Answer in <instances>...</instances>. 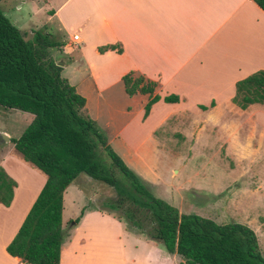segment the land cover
<instances>
[{
  "label": "crops",
  "instance_id": "1",
  "mask_svg": "<svg viewBox=\"0 0 264 264\" xmlns=\"http://www.w3.org/2000/svg\"><path fill=\"white\" fill-rule=\"evenodd\" d=\"M26 1H39L40 6L26 20L24 33L21 27H14L28 37L41 27L42 33L62 42L58 49L61 56L72 52L71 57H64L60 63V76L62 68L70 69L69 76L64 79L84 98V113L95 125L97 116L90 112V100L97 104L96 99L103 101V94L108 93L104 101L108 103L112 90L116 89L127 103L121 112L130 114V107L138 102L136 115L141 122L150 117L159 102L168 104L165 113L149 130L151 137L172 110L204 106L208 113L217 112V123L224 131L239 132L246 128L256 133L264 146V106L252 104L240 110L231 102L236 82L254 72L264 71V12L251 0H23ZM17 24L23 25L22 22ZM108 45L114 50L98 52V48ZM117 49H120L119 53ZM79 71L83 73L85 86L76 80L75 74ZM129 72L155 83L150 97L158 96L159 100L151 105L146 117H143V108L150 97L141 94L127 96L124 92L121 77ZM170 95L176 96L178 102L162 101L163 97ZM228 110L232 114L227 113ZM3 111L4 117L21 113ZM127 129L126 123L111 137H105L112 150L120 139L118 143L122 147L116 152L129 168L133 155L143 149V142H129L125 135ZM1 133L8 141L15 139L5 128ZM239 142L243 144L242 139ZM153 143L156 147L155 141ZM0 164L16 184L9 206L0 205V264H21L6 253L5 247L14 237L45 177L18 158L8 157L6 152L1 155ZM11 168L18 169L17 176L25 177L24 184L12 177ZM78 178L69 186L76 184ZM62 212L63 207V228ZM100 224H105L104 228L111 235L114 230V241L112 237L107 240L99 235L97 226ZM122 236L138 241L142 238L127 231L125 224L112 215L95 209L86 210L66 241L62 242L59 264H111L113 242L118 259L123 260ZM145 243L155 245L149 240ZM159 253L165 263L183 264L176 255Z\"/></svg>",
  "mask_w": 264,
  "mask_h": 264
},
{
  "label": "trees",
  "instance_id": "2",
  "mask_svg": "<svg viewBox=\"0 0 264 264\" xmlns=\"http://www.w3.org/2000/svg\"><path fill=\"white\" fill-rule=\"evenodd\" d=\"M264 12V0H251ZM62 42L39 31L31 40L0 11V109L28 114L30 120L9 142L23 162L45 177L43 186L24 216L6 253L21 264H59L64 239L62 195L79 176L108 187L113 195L102 203L127 231L144 236L176 255L183 264H264L254 232L240 223L216 224L195 214H183L148 187L110 148L107 138L84 113L85 100L60 76L49 50ZM114 50L98 48L99 53ZM118 53L120 49L116 50ZM127 96L152 95L155 83L129 72L121 77ZM158 96L143 108V117ZM177 103L176 96L162 98ZM240 110L264 106V71L235 83L231 99ZM211 106V105H210ZM202 111L204 106H198ZM15 182L0 167V205L8 207ZM81 215L74 223L79 221Z\"/></svg>",
  "mask_w": 264,
  "mask_h": 264
},
{
  "label": "rangeland",
  "instance_id": "3",
  "mask_svg": "<svg viewBox=\"0 0 264 264\" xmlns=\"http://www.w3.org/2000/svg\"><path fill=\"white\" fill-rule=\"evenodd\" d=\"M22 3V7L16 8ZM37 6H40L39 1H0L1 13L13 26L21 27L23 33L26 20L35 13ZM38 31L42 32L41 27ZM23 38L31 40L26 34ZM49 54L56 65L62 63L64 57L73 55L70 52L61 56L58 49L49 50ZM62 69L61 76L66 79L70 69ZM75 76L78 84L85 86L82 83L83 73L79 71ZM110 95L108 103L104 102L108 93L103 94V101L96 99L97 104L93 103V99L89 102L90 112L97 116L96 127L104 136L111 137L113 132L127 123L125 135L128 141L143 142V149L133 155L135 157L129 168L148 187L150 193L175 207L179 213L195 214L216 224L234 222L247 226L254 232L259 249L264 254V146L259 136L246 128L239 132L224 131L217 123L216 111L208 113L195 106L187 110H172L168 119L154 130L151 137L148 135L149 130L165 113L168 104L159 102L152 109L150 117L141 122L136 115L138 102L130 107V114L125 115L121 109L127 103L121 92L114 89ZM3 112L0 109V135L1 129L5 128L16 138L29 121V115L15 113L4 117ZM226 112L232 114V111ZM241 139L242 145L239 142ZM119 141L113 149L115 152L122 147ZM8 142L0 137V159L2 153L6 152L8 157L18 158L43 178L42 173L21 160ZM116 154L120 157L118 152ZM0 167L3 165L0 164ZM9 171L20 184L25 183V177L22 179L17 176L18 169L11 168ZM112 195L105 185L83 177L69 186L64 192L62 203V220L65 222L62 228L65 234L63 242L77 224L74 221L79 215H83L86 210L103 209L102 203ZM120 222L124 224L122 220ZM104 225L97 226L99 235L107 240L112 237L114 241V230L111 235ZM139 237H142L141 241L122 236L123 260L118 259L113 242L111 264H168L162 261L159 252L164 251L160 245H147V239L142 235ZM86 249L89 250V245H86Z\"/></svg>",
  "mask_w": 264,
  "mask_h": 264
},
{
  "label": "water",
  "instance_id": "4",
  "mask_svg": "<svg viewBox=\"0 0 264 264\" xmlns=\"http://www.w3.org/2000/svg\"><path fill=\"white\" fill-rule=\"evenodd\" d=\"M57 66L60 67V64H58ZM0 137H1L5 142H8V138H7V136H5L4 134H1Z\"/></svg>",
  "mask_w": 264,
  "mask_h": 264
},
{
  "label": "built area",
  "instance_id": "5",
  "mask_svg": "<svg viewBox=\"0 0 264 264\" xmlns=\"http://www.w3.org/2000/svg\"><path fill=\"white\" fill-rule=\"evenodd\" d=\"M73 39H76V36H73Z\"/></svg>",
  "mask_w": 264,
  "mask_h": 264
}]
</instances>
